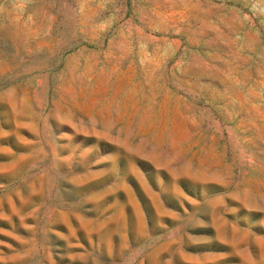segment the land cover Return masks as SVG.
I'll return each instance as SVG.
<instances>
[{"label": "rangeland", "instance_id": "obj_1", "mask_svg": "<svg viewBox=\"0 0 264 264\" xmlns=\"http://www.w3.org/2000/svg\"><path fill=\"white\" fill-rule=\"evenodd\" d=\"M0 264H264V0H0Z\"/></svg>", "mask_w": 264, "mask_h": 264}]
</instances>
